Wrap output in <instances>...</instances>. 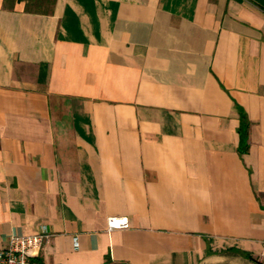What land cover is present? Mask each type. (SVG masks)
Segmentation results:
<instances>
[{
    "label": "crops",
    "instance_id": "obj_1",
    "mask_svg": "<svg viewBox=\"0 0 264 264\" xmlns=\"http://www.w3.org/2000/svg\"><path fill=\"white\" fill-rule=\"evenodd\" d=\"M42 229L40 264H264V0H0V249Z\"/></svg>",
    "mask_w": 264,
    "mask_h": 264
},
{
    "label": "built area",
    "instance_id": "obj_2",
    "mask_svg": "<svg viewBox=\"0 0 264 264\" xmlns=\"http://www.w3.org/2000/svg\"><path fill=\"white\" fill-rule=\"evenodd\" d=\"M127 218H107L108 232L129 229ZM51 238V234L42 229L38 234L31 236H11L6 245L0 249V264H40L35 253L40 251ZM77 246V240H74Z\"/></svg>",
    "mask_w": 264,
    "mask_h": 264
}]
</instances>
